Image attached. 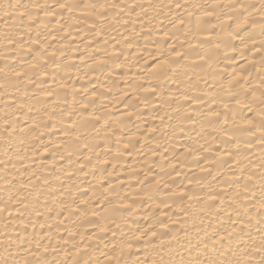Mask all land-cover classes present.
Instances as JSON below:
<instances>
[{"label":"bare ground","instance_id":"obj_1","mask_svg":"<svg viewBox=\"0 0 264 264\" xmlns=\"http://www.w3.org/2000/svg\"><path fill=\"white\" fill-rule=\"evenodd\" d=\"M0 264H264V0H0Z\"/></svg>","mask_w":264,"mask_h":264}]
</instances>
